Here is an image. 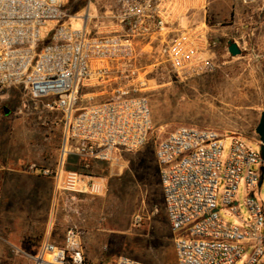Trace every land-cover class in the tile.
<instances>
[{"label": "built area", "instance_id": "1", "mask_svg": "<svg viewBox=\"0 0 264 264\" xmlns=\"http://www.w3.org/2000/svg\"><path fill=\"white\" fill-rule=\"evenodd\" d=\"M190 1L210 0H113L105 16L91 15L88 2L78 14L82 27L73 29L62 22L76 18L66 13L64 0H0V92L19 87L30 101H41L44 110L60 116V165L74 155L87 170L91 162H110L123 152L137 151L152 130L149 102L141 93L145 83L139 57L151 54L159 41L162 63L180 80L217 68L211 53L217 41L207 39L204 27L181 20ZM241 2L264 7V0ZM105 19L113 31H100L109 26ZM48 22H53V33L42 44ZM83 89L89 90L88 95L109 97L77 108ZM223 144L224 137L214 130L182 126L156 145L176 264H234L248 251L245 264H264V200L259 204L255 199L264 184L262 179L258 185L264 160L260 151L234 134L224 164ZM60 172L45 169L42 174L57 179ZM242 178L249 216L237 226L219 217L217 192L223 180L222 204L240 218L236 194ZM90 179L67 172L63 190L73 197L102 190L99 182ZM11 250L33 264H89L75 225L66 229L62 246L45 240L33 256L13 246ZM114 264L149 263L119 256Z\"/></svg>", "mask_w": 264, "mask_h": 264}, {"label": "rangeland", "instance_id": "2", "mask_svg": "<svg viewBox=\"0 0 264 264\" xmlns=\"http://www.w3.org/2000/svg\"><path fill=\"white\" fill-rule=\"evenodd\" d=\"M217 1L223 10L217 16L207 5L206 27L201 26L207 30V39L218 43L211 51L217 65L213 73L180 80L162 63L159 41L151 54L139 57L137 64L144 68L141 77L145 83L141 93L147 97L152 120L146 143L137 151L121 153L114 161L91 162L87 170L78 157L67 156L72 170L89 175L90 181L102 185L99 192L77 193L72 200L77 227L82 231V249L86 251L84 245L89 246L96 264H114L119 256L149 264H176L173 233L165 213L155 159L156 145L169 133L189 126L222 134L221 160L224 164L234 134L241 136L249 147L260 149L255 128L264 112V9L246 6L241 0ZM88 2L91 15H109L113 7V0H64L66 13L76 18H65L62 22L73 29L81 28L83 20L78 14ZM198 4L203 5V2L195 1V5ZM202 16L189 12L187 25L197 26ZM107 22L109 19H105L109 26L100 31L114 30L110 28L112 23ZM52 24L48 22L45 27L42 44L50 41ZM96 31L97 27L92 29ZM230 41L239 46V55L233 57L228 53ZM88 91H81L77 108L103 102L109 97L108 94L88 95ZM40 103L30 101L19 87L0 92V144L18 152L26 149L38 152L45 145L48 149L46 163L54 173L58 161L53 153L50 157L48 151L60 149L61 132L57 122L60 116L44 110ZM223 190L221 180L217 192L219 217L227 223L243 226L242 222L248 221L249 216L244 178L236 194L240 218L229 213L222 204ZM255 199L259 204L260 199L264 200V184L259 195L256 192ZM249 254L250 251L246 252L234 264H245Z\"/></svg>", "mask_w": 264, "mask_h": 264}, {"label": "crops", "instance_id": "3", "mask_svg": "<svg viewBox=\"0 0 264 264\" xmlns=\"http://www.w3.org/2000/svg\"><path fill=\"white\" fill-rule=\"evenodd\" d=\"M194 4L190 1L187 10L199 17L203 15L198 22L199 27L205 25L207 5L208 10L217 16L223 10L217 0L204 2L198 7ZM212 5L215 8L211 9ZM253 7L264 9L261 3ZM186 15L181 17L183 23H187ZM110 28L114 29L113 26ZM46 148L43 145L38 152L33 149L18 152L0 144V264H33L30 258L13 254L12 246L33 256L45 240L62 246L66 229L72 225L77 226V213L72 205L74 197L72 193L64 191L62 186L65 178L63 173L65 175L74 171L72 164L66 158L60 165V149H49L50 157L53 153V158L58 161L55 171L61 172L57 179L43 175V170H50L46 163ZM84 246L86 261L96 264L88 250L89 246Z\"/></svg>", "mask_w": 264, "mask_h": 264}, {"label": "water", "instance_id": "4", "mask_svg": "<svg viewBox=\"0 0 264 264\" xmlns=\"http://www.w3.org/2000/svg\"><path fill=\"white\" fill-rule=\"evenodd\" d=\"M228 53L233 57L241 53V50L237 45V43L232 41L228 43ZM255 133L258 135V140L260 142L259 151H260L261 159L264 160V112H261L259 122L255 128ZM262 179H264V166H261V177L258 184L259 186L262 183Z\"/></svg>", "mask_w": 264, "mask_h": 264}]
</instances>
